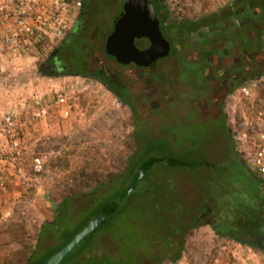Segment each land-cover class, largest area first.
I'll return each instance as SVG.
<instances>
[{
    "label": "trees",
    "instance_id": "1",
    "mask_svg": "<svg viewBox=\"0 0 264 264\" xmlns=\"http://www.w3.org/2000/svg\"><path fill=\"white\" fill-rule=\"evenodd\" d=\"M82 1L85 7L86 2ZM165 1H151L163 34L172 44L170 56L157 63L176 59L194 92L199 91L206 80V70L216 69L218 64L226 68L219 74L241 73L247 78L250 62L243 61L240 68L234 69V58L245 60L246 54L259 49L264 51V0H232L209 15L182 20L171 17ZM253 24L262 29L258 36L254 34ZM70 34L66 45L61 49L55 46L51 54L59 53L60 59L69 68L77 67L83 77L101 81L130 109L133 130L126 151L116 158V163L108 164L109 168L102 166L92 172L83 170L76 174L73 186L67 188L56 208L53 221L43 223L36 242L21 241L14 259L8 258L0 264H47L102 215L106 216L104 224L61 264H177L186 252L189 238L204 225L203 215L209 213L207 209H211L212 228L218 237L238 241L264 225V178L250 170L235 147L224 109L226 99L221 106V123L200 122L199 119L192 122L188 116L182 118L188 119L187 124L175 113L173 117L167 116L160 108L145 114L142 110L145 100L149 101L147 94H134L117 86L110 78H96L87 73L92 67L90 58L96 51L90 43L88 26L73 28ZM37 45L42 48L45 44ZM237 50L241 53H235ZM104 52L107 55L105 44ZM9 67H13L11 63L3 62L0 70ZM263 75L264 69L258 76ZM243 84H233L227 94ZM167 118L168 124L155 133L157 122ZM196 129L199 132L210 129L222 135L228 151L221 162L202 152L204 135L195 137L193 130ZM211 153L213 156L215 152ZM141 172L146 175L134 192L119 200L133 177ZM191 186L195 195L190 193ZM75 199H86L87 210H75ZM51 238H55L54 244L42 247Z\"/></svg>",
    "mask_w": 264,
    "mask_h": 264
},
{
    "label": "rangeland",
    "instance_id": "2",
    "mask_svg": "<svg viewBox=\"0 0 264 264\" xmlns=\"http://www.w3.org/2000/svg\"><path fill=\"white\" fill-rule=\"evenodd\" d=\"M127 1H88L90 43L96 47V51L90 58L92 71L89 69L87 73L96 78H110L117 86L134 94H147L149 101L145 100L142 110L145 114L160 108L167 116L173 117L174 113L181 119L189 116L192 122L216 118L225 99L227 104L230 97L227 93L232 86L224 84L223 79H216L222 70L220 64L216 69L206 70V80L199 91L194 92L180 72L176 59L159 62L153 68L143 70L134 64L120 65L105 54L106 37L122 16ZM182 1L184 12L178 14L172 10V18H199L206 14L202 7L210 8L208 12L220 7H214L211 0ZM60 42L37 47V50L23 58L7 56L5 59L15 65L0 70V110L28 109L33 95L56 91L68 95L74 103L73 117L62 120L57 112H52L40 131L48 133L51 145L61 148L62 156L53 161L43 174L34 178V194L24 196L13 192L0 197V263L8 258L14 259V252L21 241L36 242L35 238L43 223L53 221L56 208L67 188L73 186L76 174L83 170L92 172L102 166L109 168L108 164L116 163V158L126 151L133 130L130 109L123 106L101 81L75 75L52 77L40 70ZM234 61L237 60L234 58ZM69 70L79 72L73 65ZM96 70L101 73L97 74ZM230 75L227 73L226 76ZM153 119H156L155 116ZM182 120L188 124V119ZM164 121L157 122L159 124L156 127L159 126L155 133L158 134L159 129L169 122L168 118ZM170 121L173 123L172 119ZM193 133L195 137L204 135L201 144L204 154L217 162L223 160L228 149L222 135L210 132V129L202 132L196 129ZM211 152H215L213 156ZM189 190L195 193L193 187ZM73 206L75 210H87L89 205L86 199H75ZM209 213L204 215V225L189 238L186 252L177 264H264V250L242 246L239 240L233 238L218 237L212 228L213 217ZM54 239L51 238L42 247L54 244Z\"/></svg>",
    "mask_w": 264,
    "mask_h": 264
},
{
    "label": "built area",
    "instance_id": "3",
    "mask_svg": "<svg viewBox=\"0 0 264 264\" xmlns=\"http://www.w3.org/2000/svg\"><path fill=\"white\" fill-rule=\"evenodd\" d=\"M165 2L171 11L184 12L182 0ZM82 7V0H0V53L4 58H23L37 50L38 43L47 46L62 40L72 30ZM3 62L0 60V69ZM256 88L249 85L237 89L227 101L226 113L237 151L250 170L264 178V111L258 109L254 115L245 116L239 109L252 100ZM29 101V108L23 111L0 112V197L13 192L32 196L34 178L62 156V149L51 145L48 133L40 131L52 112L62 120L73 117L72 98L56 91L33 95Z\"/></svg>",
    "mask_w": 264,
    "mask_h": 264
},
{
    "label": "water",
    "instance_id": "4",
    "mask_svg": "<svg viewBox=\"0 0 264 264\" xmlns=\"http://www.w3.org/2000/svg\"><path fill=\"white\" fill-rule=\"evenodd\" d=\"M171 50L172 44L164 36L156 8L150 0H128L122 16L115 22L113 31L105 42L107 55L114 58L118 64H134L145 69L170 56ZM145 175V172L136 174L130 185L119 195V200L123 201L130 196ZM207 212H211V209H207ZM105 220L106 216L102 215L91 222L64 249L53 255L47 264H61L81 242L100 228ZM260 240L261 238L244 237L240 242L259 244Z\"/></svg>",
    "mask_w": 264,
    "mask_h": 264
},
{
    "label": "crops",
    "instance_id": "5",
    "mask_svg": "<svg viewBox=\"0 0 264 264\" xmlns=\"http://www.w3.org/2000/svg\"><path fill=\"white\" fill-rule=\"evenodd\" d=\"M230 2H232V0H230V1L229 0H226V2H224L222 4L214 3L215 4L214 7L218 5V6H220L219 8H221V7L229 4ZM202 9H204V11L206 12V14L203 15V16L209 15V14H211V13H213V12H215V11L218 10V8H217L216 10H214L212 12H208L210 8H208V7L207 8L206 7H202ZM194 19H196V18H194ZM253 29H254V34L256 36H258L260 33H262V29L258 25L253 24ZM235 53H241V52L237 50V51H235ZM246 56L247 57H246L245 60L240 59V58H236V60H237L235 62L236 63L235 66L236 67H234V69L235 68L236 69L240 68L241 67V64L243 63V61L250 62L249 63L250 64L249 65V69H247V71H246L247 78H245L246 76L245 75L243 76V74H241V73L236 74L234 76H232V75L226 76L227 75L226 73L223 75V74H219V72H218V75H217L216 79H218L219 81L221 79H223L222 82H224L225 84H232L233 85V84L238 83V82H240V83L243 82L244 84L242 86H249V85H255V86H257V88H256L257 90H256V92H255L254 97L252 98V100H247L241 106H239V109H240L241 113L245 114V116H249V115H254L258 111V109L264 111V85L263 86L260 85V82H262L264 84V81H263L264 75L263 76H260V77L258 76L259 73L264 69V51H261L259 49V50L255 51L251 55H247L246 54ZM0 60H2L4 62H9V63L12 64V62H10L8 59H5L1 53H0ZM222 61H221V63H222ZM14 65L15 64H12V66H14ZM9 68H12V67H9ZM221 68H222V70L220 69V71H222V72H225L226 71L222 65H221ZM227 77H228V79H227ZM242 86H240V87H242ZM239 88H237V89H239ZM236 90H235V92H236ZM233 93H231L230 96ZM243 238H241L239 240V243L240 244H241L240 241ZM247 238H249V237H247ZM241 245L242 246L247 245V246L256 248V245L257 244H252V243L246 242V243L241 244ZM259 245H260V243H259ZM262 250H264V248H262Z\"/></svg>",
    "mask_w": 264,
    "mask_h": 264
},
{
    "label": "flooded vegetation",
    "instance_id": "6",
    "mask_svg": "<svg viewBox=\"0 0 264 264\" xmlns=\"http://www.w3.org/2000/svg\"><path fill=\"white\" fill-rule=\"evenodd\" d=\"M88 1L89 0H85L86 2V6L82 7L81 11H80V14L79 16L77 17L75 23H74V26L73 28H81L83 26H89V24L87 23L88 21H90L89 19V6H88ZM90 23V22H89ZM72 28V29H73ZM72 32L69 31L66 36L61 40L60 44H59V49H61V47L65 46L66 43H67V40L69 39L70 37V33ZM40 70H42L46 75L48 76H52V77H58V76H82L80 74V72H74V73H70L69 72V65H66L65 62H63L61 59H60V55L59 53L57 54H51L47 60L43 63V65L40 67ZM93 78V77H92ZM224 83V82H223ZM225 84V83H224ZM232 85V84H231ZM229 88H227L228 90ZM209 121V120H207ZM205 121V122H207ZM210 121H213V122H219L221 123L222 122V119H221V112L218 114V116L216 118H213V119H210ZM204 217V216H203ZM249 238L250 237H255V238H261L260 240V245L257 244L256 245V248H259V249H262L264 248V225L260 226V228L258 230H256L255 232H253L250 236H248Z\"/></svg>",
    "mask_w": 264,
    "mask_h": 264
}]
</instances>
